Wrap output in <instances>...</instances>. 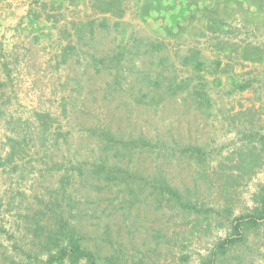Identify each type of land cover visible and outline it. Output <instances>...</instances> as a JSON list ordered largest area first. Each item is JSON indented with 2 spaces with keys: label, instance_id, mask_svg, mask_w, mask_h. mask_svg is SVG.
Wrapping results in <instances>:
<instances>
[{
  "label": "trees",
  "instance_id": "1",
  "mask_svg": "<svg viewBox=\"0 0 264 264\" xmlns=\"http://www.w3.org/2000/svg\"><path fill=\"white\" fill-rule=\"evenodd\" d=\"M65 1L89 7L94 14L70 22L68 42L56 54V68L63 65L72 71L68 78L75 93L59 97L58 114L35 111L32 135L27 126L18 130L5 117V128L13 136L5 141V159L0 155L3 167L15 154L20 156L22 143L35 141L49 159L44 173L54 181L47 185V194L34 196L36 204L28 201L26 211H17L16 222L25 229L22 239L0 222V235H8L10 242L7 247L0 242V264H32L40 256H45V264H146L142 257H121L110 245L114 224L130 229L142 206L159 210L165 205L191 217L192 228L211 229L217 223L226 229L200 255L201 264H242L256 240L257 248L264 249V181L252 193L253 205L246 212L234 215L232 198L262 166L264 134L241 131L242 143L213 161L207 145L170 136L160 113L167 103H182L211 115L204 75L207 57L197 48L181 55L172 52L163 39L141 35L123 19L132 7L134 16L146 21L160 10V0ZM212 26L222 27V21L209 20L207 27ZM215 39L216 55L239 50L244 60L260 58L248 43L237 49L224 37ZM214 64L217 67L219 61ZM184 67L189 75L180 74ZM232 84L233 90L250 86L237 79ZM4 85L0 80V102ZM150 120L160 128L153 131ZM182 158L193 169L186 177L181 175ZM208 191L216 195L214 206L202 202L201 194Z\"/></svg>",
  "mask_w": 264,
  "mask_h": 264
},
{
  "label": "rangeland",
  "instance_id": "2",
  "mask_svg": "<svg viewBox=\"0 0 264 264\" xmlns=\"http://www.w3.org/2000/svg\"><path fill=\"white\" fill-rule=\"evenodd\" d=\"M159 3L160 10L152 12L144 22L134 16L132 7L126 10L123 19L141 35L163 39L172 52L177 50L181 55L188 48H197L207 57L208 70L204 75L212 99L211 115H203L182 103L174 106L167 103L160 113L169 124L170 136L182 142L207 145L216 161L242 143L241 131L264 134V0H160ZM84 15L94 14L89 7L65 0H0V80L5 83L0 102L4 115L0 116V155L4 159L9 149L5 141L13 136L5 128V117L18 130L20 125L27 126V134L32 135L36 131L35 111L58 114L59 97L75 93L68 78L72 71L63 65L56 68V54L68 42L70 22ZM212 19L222 21L223 26L207 27ZM217 36L236 43L237 49L247 43L255 46L260 58L244 60L239 50L230 56L216 55L218 50L213 42ZM215 61H219L217 67ZM185 69L180 70L181 75H189ZM213 78L219 81H212ZM235 79L247 81L250 86L233 90ZM24 121L28 123L24 125ZM61 123L67 127L63 120ZM148 124L153 131L160 128L154 121ZM38 149L35 141L30 140L27 146L22 143L18 149L22 159L15 154L12 162L0 167V222L18 238L24 236L25 229L16 222L17 211H26L28 201L36 204L34 196L47 194V185L54 181L48 172L44 173L45 167L50 166L44 161L49 159ZM181 160L184 168L181 175L186 177L193 169L186 158ZM263 181L264 161L232 195L234 215L252 207V193ZM201 199L213 206L217 202L210 191L201 194ZM138 213L130 229L121 222H112L110 245L113 251L118 249L121 257H142L146 264H201L200 255L206 254L226 233L217 223L211 229L192 228L191 217L185 218L165 205L159 210L142 206ZM7 236L0 235V242L6 247L10 243ZM256 241L247 249L248 256L242 264H264V249L262 246L258 249ZM3 250L0 246V251ZM40 259L32 264H45L42 261L45 256Z\"/></svg>",
  "mask_w": 264,
  "mask_h": 264
}]
</instances>
